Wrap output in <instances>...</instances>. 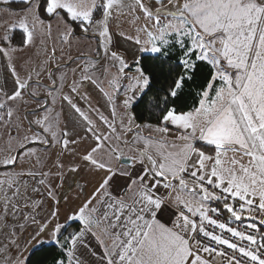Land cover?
I'll list each match as a JSON object with an SVG mask.
<instances>
[{
  "label": "snow or ice",
  "instance_id": "6c2138e0",
  "mask_svg": "<svg viewBox=\"0 0 264 264\" xmlns=\"http://www.w3.org/2000/svg\"><path fill=\"white\" fill-rule=\"evenodd\" d=\"M0 16V264H264V0Z\"/></svg>",
  "mask_w": 264,
  "mask_h": 264
},
{
  "label": "trees",
  "instance_id": "16d2710c",
  "mask_svg": "<svg viewBox=\"0 0 264 264\" xmlns=\"http://www.w3.org/2000/svg\"><path fill=\"white\" fill-rule=\"evenodd\" d=\"M152 95L154 94L149 93V97H151ZM149 97H145L144 103L139 108H137L136 111H137L138 116H148ZM55 254H56V251L54 248L45 247L43 250L36 252L35 255L32 256L31 264H48L52 256H54Z\"/></svg>",
  "mask_w": 264,
  "mask_h": 264
},
{
  "label": "rangeland",
  "instance_id": "374dc122",
  "mask_svg": "<svg viewBox=\"0 0 264 264\" xmlns=\"http://www.w3.org/2000/svg\"><path fill=\"white\" fill-rule=\"evenodd\" d=\"M9 19H11V17L0 16V24L4 23L6 20H9ZM78 50H83L85 52L90 51V49L87 47V42H82V43H79V44L74 42L73 49H72L73 54L75 55ZM57 55H59V53H57ZM65 59H66V57H65ZM90 90L92 91L93 102L95 104H97V106L101 107L102 111H105L104 99H103L102 94L99 92L98 89H90ZM106 90H108V89L106 88ZM76 191H78V189H74V191L71 193V195L73 197L75 196V192ZM74 203H79V201H74ZM64 215H65V211L62 209L61 218H63Z\"/></svg>",
  "mask_w": 264,
  "mask_h": 264
},
{
  "label": "crops",
  "instance_id": "0c3cea01",
  "mask_svg": "<svg viewBox=\"0 0 264 264\" xmlns=\"http://www.w3.org/2000/svg\"><path fill=\"white\" fill-rule=\"evenodd\" d=\"M29 107H34V105H30ZM33 163H34V161H33ZM27 166V165H26ZM82 182V181H81ZM90 187V186H89ZM88 189H86V191H87Z\"/></svg>",
  "mask_w": 264,
  "mask_h": 264
}]
</instances>
